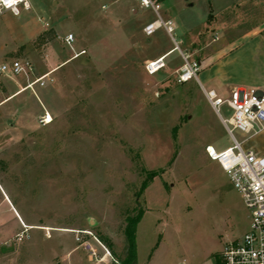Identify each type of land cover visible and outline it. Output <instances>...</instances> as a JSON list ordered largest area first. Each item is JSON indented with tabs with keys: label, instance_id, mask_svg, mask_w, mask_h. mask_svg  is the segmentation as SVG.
Returning <instances> with one entry per match:
<instances>
[{
	"label": "rangeland",
	"instance_id": "rangeland-1",
	"mask_svg": "<svg viewBox=\"0 0 264 264\" xmlns=\"http://www.w3.org/2000/svg\"><path fill=\"white\" fill-rule=\"evenodd\" d=\"M29 1L31 10L0 15V67L20 57L34 70L0 72V97L6 86L58 68L46 86L26 88L0 107V264H61L74 247L81 264H117L127 218L141 209L138 264H214L248 231L250 215L206 151L231 146L229 134L199 83L180 82L173 72L183 63L181 49L202 61L206 87L209 75L256 87L264 0H167L174 32L160 28L152 36L143 32L156 18L151 9L130 10L118 23L107 18L114 0ZM176 44L167 66L148 74L144 58ZM82 48L87 52L73 57ZM45 111L53 122L43 126Z\"/></svg>",
	"mask_w": 264,
	"mask_h": 264
},
{
	"label": "built area",
	"instance_id": "built-area-1",
	"mask_svg": "<svg viewBox=\"0 0 264 264\" xmlns=\"http://www.w3.org/2000/svg\"><path fill=\"white\" fill-rule=\"evenodd\" d=\"M138 2L141 8L151 9L156 14V19L145 25L143 29L146 36H152L160 28H164L172 35L174 22L161 15V5L158 0H138ZM22 10H31L29 0H0V15L6 11L20 15ZM65 40L68 43L72 42L74 34L69 33ZM176 48L180 49L178 44ZM180 51L183 63L177 72L178 80L186 82L194 79L199 83L207 101L219 116L233 142L231 146L221 150L208 145L207 154L229 175L250 215L248 231L241 239L228 242L214 264H264V156L243 147L245 140L264 131V90L235 86L228 95H222L214 88H207L200 80L202 62L181 49ZM81 53H85V50ZM165 66V56H161L148 61L145 70L153 75ZM33 70L34 65L31 60L20 57L6 60L0 67V72L8 75L33 72ZM51 74L52 72H47L36 77L28 87L32 88L36 84L46 86L53 80ZM224 109L231 113L229 117L224 116ZM38 120L41 125L46 126L53 122V115L45 111ZM237 130L247 134L248 137L244 141H239L235 135ZM17 236L19 240L22 238L21 234ZM77 240L81 238L77 236ZM89 250L96 255L94 248L91 247ZM106 253L110 254L108 249Z\"/></svg>",
	"mask_w": 264,
	"mask_h": 264
},
{
	"label": "crops",
	"instance_id": "crops-1",
	"mask_svg": "<svg viewBox=\"0 0 264 264\" xmlns=\"http://www.w3.org/2000/svg\"><path fill=\"white\" fill-rule=\"evenodd\" d=\"M158 1H159L160 5H161V9H160L161 15L165 19L172 20V18L170 17V13H171L170 10L171 9H170L169 2H167V0H158ZM55 3L57 4L58 1L55 0ZM163 3H167V4L163 6ZM194 3L195 2L191 3L190 6L194 5ZM103 7H105V5H103ZM140 8L141 7L139 6L138 0H135V4H131L130 2L125 3V2H123V0H114L113 8L111 9L110 14L107 16V18L108 19L109 18L112 19V17H113L115 20H117L118 23H122V18L121 17L124 14H127L130 10H133V12L137 14L139 12ZM71 15H72V13H71ZM154 16H156V14L154 13V11H152V17H154ZM151 21H153V20H151V19L147 20V22L143 25V29H144L145 25H147ZM54 30H56V29H54ZM143 32H144V30H143ZM74 39H75V37H74ZM249 42H251V41H249ZM176 45L174 47L168 49V50H165V51L159 53L156 56L145 57L143 61L146 64L148 61L154 60V59L159 58L161 56H165V59H166L169 56V54L176 49ZM233 45L234 44H231V45L228 46L230 51H233ZM254 45H255V47H254V56L256 57L257 67H258L256 69V79L254 80V83H256L255 84L256 87H258L259 89H263L264 90V39H260L259 41L255 42ZM235 48H237V47H235ZM82 50H85V53L87 52V50L85 48H82L80 51L76 52L73 57H76V56H79L81 54H84V53H81ZM166 66H167V64H166ZM57 68H54L53 70H50L48 72H54ZM177 72H178V69H175L173 73H177ZM206 81H208V83L210 84V87L207 86L208 88H214L219 93H221L222 95H226V94L228 95L230 90L233 87L239 86L237 84L233 85L231 82H229V80H227V79H225L223 77L219 78L217 76H212V75L207 76L206 77ZM31 82H29V83H27L25 85L15 86L12 90L9 89L8 86H6L7 95L0 97V107L3 106L4 104H6L7 102L11 101L15 95L19 94L24 89L31 88V87H28ZM225 88L230 89V90L227 93H225L224 92ZM262 132L259 133L260 135L257 134V135H259V138H258V140L255 143H253L252 145L249 146V150H252V151H254L257 154L264 156V131H262ZM257 135H255V136H257ZM255 136H253V137H255ZM253 137H251V138H253ZM249 140H250V138H248L245 141L248 142ZM21 223H22L23 226L28 227V228L32 227V226H35V224H28V223L24 222L23 220L21 221ZM76 249H77V247L68 249L67 252H66V255L60 259L61 264H81V259H80L79 256L76 257L75 259L73 258V255L76 252ZM105 258L103 260H105ZM49 261L52 262L53 258H51ZM97 264H100V262H98Z\"/></svg>",
	"mask_w": 264,
	"mask_h": 264
},
{
	"label": "trees",
	"instance_id": "trees-1",
	"mask_svg": "<svg viewBox=\"0 0 264 264\" xmlns=\"http://www.w3.org/2000/svg\"><path fill=\"white\" fill-rule=\"evenodd\" d=\"M51 31H45L42 35L38 37L37 40L42 41L46 38L48 34H50ZM21 48H24L22 46ZM157 175L156 172H150V178H154ZM148 186V181H145L141 187V191L145 190V188ZM144 211L141 209L139 213L136 216L128 217L127 218V225L125 227L124 233L126 237V248H125V257L122 258V261H119L117 264H138L137 263V226L138 223L141 221L143 217ZM105 243H107L109 251L112 253V255H115V251L113 249V244L110 242H107L105 239H103Z\"/></svg>",
	"mask_w": 264,
	"mask_h": 264
}]
</instances>
